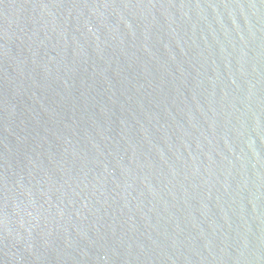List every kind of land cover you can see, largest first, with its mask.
<instances>
[{
  "label": "water",
  "instance_id": "95a60500",
  "mask_svg": "<svg viewBox=\"0 0 264 264\" xmlns=\"http://www.w3.org/2000/svg\"><path fill=\"white\" fill-rule=\"evenodd\" d=\"M0 264H264V0H0Z\"/></svg>",
  "mask_w": 264,
  "mask_h": 264
}]
</instances>
